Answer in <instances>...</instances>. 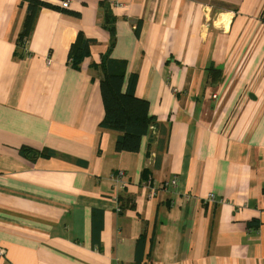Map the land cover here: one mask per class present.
I'll return each mask as SVG.
<instances>
[{
  "label": "crops",
  "instance_id": "1",
  "mask_svg": "<svg viewBox=\"0 0 264 264\" xmlns=\"http://www.w3.org/2000/svg\"><path fill=\"white\" fill-rule=\"evenodd\" d=\"M21 1L0 0V264H264V0H44L66 11L25 58ZM106 60L156 121L135 153L100 126Z\"/></svg>",
  "mask_w": 264,
  "mask_h": 264
},
{
  "label": "trees",
  "instance_id": "2",
  "mask_svg": "<svg viewBox=\"0 0 264 264\" xmlns=\"http://www.w3.org/2000/svg\"><path fill=\"white\" fill-rule=\"evenodd\" d=\"M107 1V0H104ZM20 7H26L27 16L22 33L18 38V49L22 53L18 56L30 57L26 50L31 33L34 30L37 16L42 9H51L65 12V9L44 0H22ZM264 19V16H263ZM103 27L114 36L112 20L107 16ZM92 41L80 36L70 50L69 60L71 67L79 69L89 55ZM103 77L100 80L101 94L103 98L105 116L100 124L101 129L114 130L120 133L116 142L117 152H138L143 138L148 135L151 127L156 125L155 118L150 115V104L147 100L140 99L135 94L138 77L133 74L127 79L126 61L106 60L101 64ZM208 76L219 77L220 72L210 69ZM39 153L31 149H23L22 154L30 157L31 153ZM45 155V154H41ZM145 175L147 172L144 173ZM147 176V175H146ZM132 203L131 208H134ZM121 208H124L121 205ZM94 216L95 236L99 235L100 224ZM99 227V228H98ZM146 235H141L137 241L136 254L137 262L141 261V256L146 249Z\"/></svg>",
  "mask_w": 264,
  "mask_h": 264
},
{
  "label": "built area",
  "instance_id": "3",
  "mask_svg": "<svg viewBox=\"0 0 264 264\" xmlns=\"http://www.w3.org/2000/svg\"><path fill=\"white\" fill-rule=\"evenodd\" d=\"M69 5H70V0H64V1H62V3H61V6H62L63 8H68ZM121 175H123L122 172H121ZM214 198H215V196H214L213 194L209 195V200L214 201ZM1 256H2V253L0 252V257H1Z\"/></svg>",
  "mask_w": 264,
  "mask_h": 264
},
{
  "label": "rangeland",
  "instance_id": "4",
  "mask_svg": "<svg viewBox=\"0 0 264 264\" xmlns=\"http://www.w3.org/2000/svg\"><path fill=\"white\" fill-rule=\"evenodd\" d=\"M218 72H220V71H218ZM220 74H221V72H220ZM212 82H218V81L215 78L213 79V81H212V79L210 80V78H209V82H208L207 85H209V86H218L220 84V82H218L217 85H212Z\"/></svg>",
  "mask_w": 264,
  "mask_h": 264
}]
</instances>
